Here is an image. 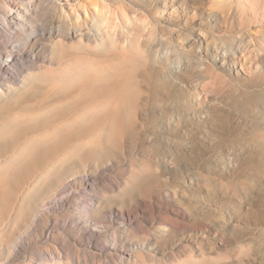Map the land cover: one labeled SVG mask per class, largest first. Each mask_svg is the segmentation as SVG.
I'll return each mask as SVG.
<instances>
[{
	"label": "rangeland",
	"instance_id": "obj_1",
	"mask_svg": "<svg viewBox=\"0 0 264 264\" xmlns=\"http://www.w3.org/2000/svg\"><path fill=\"white\" fill-rule=\"evenodd\" d=\"M263 7L0 0V264H264Z\"/></svg>",
	"mask_w": 264,
	"mask_h": 264
},
{
	"label": "bare ground",
	"instance_id": "obj_2",
	"mask_svg": "<svg viewBox=\"0 0 264 264\" xmlns=\"http://www.w3.org/2000/svg\"><path fill=\"white\" fill-rule=\"evenodd\" d=\"M257 2V1H255ZM254 2V3H255ZM251 7H253V9H251V11L255 12L254 10H256L257 7H259V4L258 6L257 5H252ZM250 7V8H251ZM264 9V7H263ZM8 62V61H7ZM4 64V63H3ZM5 65H6V62H5ZM259 69V68H258ZM100 232V227L99 225H93L89 228V231H88V239H87V243L89 245H93L96 243V240H95V235H97L98 233ZM87 235V234H86ZM98 242V241H97ZM98 246L102 249V250H107L108 248H114V244L112 242V244L109 246L108 244H105V243H99ZM109 250V249H108ZM114 250V249H113ZM84 264H88L87 261H84Z\"/></svg>",
	"mask_w": 264,
	"mask_h": 264
}]
</instances>
